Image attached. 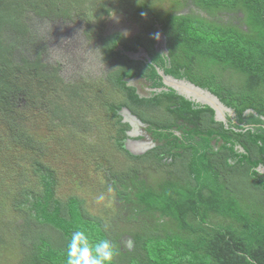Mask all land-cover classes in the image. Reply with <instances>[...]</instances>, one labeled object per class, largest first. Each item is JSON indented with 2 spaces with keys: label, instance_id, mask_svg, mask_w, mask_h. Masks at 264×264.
<instances>
[{
  "label": "trees",
  "instance_id": "16d2710c",
  "mask_svg": "<svg viewBox=\"0 0 264 264\" xmlns=\"http://www.w3.org/2000/svg\"><path fill=\"white\" fill-rule=\"evenodd\" d=\"M166 1L0 0V145L6 148L3 141L10 137L31 142L25 132L31 114L62 122L75 116L66 123L88 131L86 110L98 107L109 114L114 146L131 160L128 171L112 174L122 189H131L127 203L131 200L132 211L142 215L129 226L132 247L117 244L106 220L86 212L83 200L58 197L54 171L35 160L40 190L25 188L12 200L15 211L24 214L22 230L12 229L8 219L0 225L21 237V264H67L76 231L92 244L109 240L111 264H264V0H170L169 6ZM112 11L133 20L138 27L133 36L120 30L103 34L95 21ZM32 16L95 25L91 33L108 66L105 80L120 100L65 82L60 66L43 62L40 53L32 60L15 58L19 47L28 48ZM160 30L169 54L157 48L154 34ZM141 48L149 59L127 55ZM160 70L209 89L233 114L217 120L210 105L172 88L159 90L165 88ZM230 73L245 80L237 82ZM134 78L154 88L150 95L137 93L129 84ZM123 107L148 124L171 163L156 158L148 167L127 154L119 141L130 127L119 114ZM243 180L245 193L238 186ZM52 229L57 243L50 238Z\"/></svg>",
  "mask_w": 264,
  "mask_h": 264
},
{
  "label": "rangeland",
  "instance_id": "374dc122",
  "mask_svg": "<svg viewBox=\"0 0 264 264\" xmlns=\"http://www.w3.org/2000/svg\"><path fill=\"white\" fill-rule=\"evenodd\" d=\"M170 4L171 1L167 0L166 5ZM125 16L126 14L112 11L102 14L95 23L103 34L113 30L134 33L138 29L137 25ZM29 22L32 23L33 31L32 36L24 42L28 48L19 47L15 52V58L32 60L40 53L43 62L60 66V75L65 82H78L87 89L95 88L96 94L99 93L107 100H120L118 92L105 80L108 66L101 61L98 44L91 33L94 32L95 25L90 29L89 23L86 22H70L64 19L39 20L33 16ZM102 25L103 28L100 27ZM85 32H88L87 36ZM228 76L237 82L245 80L244 76L237 73H230ZM99 104L96 102V106ZM32 111L34 109L25 110L22 114H31ZM86 111L85 118L90 128L88 131L79 129V126L77 129L74 128L71 121V124L66 123L75 116L68 117L62 122L58 119L53 121L54 119L51 120V117L44 113L35 117L31 114L28 128L25 130L32 139L31 142L26 144L23 141L20 144V140L12 137L10 142L7 139L3 141L9 144L6 143V148L0 145V158L6 167L5 172L0 171V225L8 219L13 224L12 229L18 232L22 230L24 214L15 211L12 200L26 191L25 188L35 192L40 190L39 176L33 172L37 170L33 166L35 160L54 171L58 178V197L62 198L64 194H84L87 196V209L93 214L94 202L97 203L103 195L98 192L99 189L91 186L87 176L97 172L105 173L108 169L111 173L129 170L128 163H131V160L116 149L111 139L113 129L109 114L98 107ZM1 164L0 159V166ZM245 183L244 180L238 183L244 193L247 189ZM249 194L252 195L251 192ZM11 233L13 235V231ZM49 234L52 242H59V235L55 230L52 229ZM21 245V237H13L0 227V264H21L25 254L19 248Z\"/></svg>",
  "mask_w": 264,
  "mask_h": 264
},
{
  "label": "flooded vegetation",
  "instance_id": "af4514ba",
  "mask_svg": "<svg viewBox=\"0 0 264 264\" xmlns=\"http://www.w3.org/2000/svg\"><path fill=\"white\" fill-rule=\"evenodd\" d=\"M120 32H122V34H124L127 37H131L134 35V33L127 34L125 33L126 31L124 30H120ZM165 44H166L165 37L163 36L162 38L160 36L156 44L157 48L164 50L163 52L165 54H169V51L166 49ZM144 51L147 53V56L142 55L140 58L149 59L148 52L145 49ZM161 71L162 70H160L159 73ZM167 77L178 79L172 75H166V76L162 75L163 83ZM183 79H185L184 82L186 83L192 82L186 78H182L178 80L182 81ZM129 84L134 85L136 87L137 93L141 96L150 95L149 92L152 89H154V88L151 89L148 83L138 78L130 79ZM163 89L167 90L170 88H166V87L159 88V90H163ZM175 91L178 94H181L179 91L177 90ZM181 95H183L189 100L197 102V100H195L194 97L191 95H190L191 97H189V95L185 93ZM228 113H229L228 111H224L225 118ZM119 114L123 117L122 121L129 123L130 125L129 128L124 129L125 134L120 138L119 141L121 142V146L127 152L128 155L141 157V158L133 159L134 161H139L142 164H145V166H148L147 161L150 162L156 161V158H159L162 162H167V163H171L173 161L172 158L167 156V153L164 149L158 148V143L155 142L153 135L150 134L148 130V124L143 123L139 119V117L134 113H132L130 109L127 107H123L121 110H119ZM138 120H140L141 123L138 122ZM143 158H145V160H143ZM141 160H143L144 162H142ZM87 178L91 181V186L99 189L98 192L102 193L103 195V197H100L97 203L94 202L95 204V206H93L95 207L94 215H96L102 220L103 219L106 220V223L109 222L105 225L110 230V232L108 231L109 235L115 239V242L117 244H123L131 248L132 244L134 243V237L131 235L132 231H130L129 229L132 228L129 226L132 223L138 222L142 217L141 214L138 215L137 213H134L132 211L131 200L128 199L130 203H127V198H125L127 196V193H131V189H122L118 183V177L113 176V174L109 169L105 173L97 172V173L89 174ZM71 196H76L79 199L83 200L84 208L87 210L86 212L90 213L91 215L93 214L89 212L87 209L88 201H87V196H85L84 194H70V195L64 194L63 197L60 198L62 201L66 202Z\"/></svg>",
  "mask_w": 264,
  "mask_h": 264
},
{
  "label": "clouds",
  "instance_id": "9594fccd",
  "mask_svg": "<svg viewBox=\"0 0 264 264\" xmlns=\"http://www.w3.org/2000/svg\"><path fill=\"white\" fill-rule=\"evenodd\" d=\"M154 38L159 39L160 34H154ZM113 256L114 249L109 240L92 244L84 232L72 233L68 244L67 264H111Z\"/></svg>",
  "mask_w": 264,
  "mask_h": 264
},
{
  "label": "water",
  "instance_id": "95a60500",
  "mask_svg": "<svg viewBox=\"0 0 264 264\" xmlns=\"http://www.w3.org/2000/svg\"><path fill=\"white\" fill-rule=\"evenodd\" d=\"M160 36L163 38V34L161 30L159 31ZM127 55L131 58H140L142 55L147 56V53L144 51V49H141L140 52L132 53L129 52ZM162 75L166 76L163 71L160 72ZM185 79L182 81L178 79H174L172 77H167L164 81V85L166 88H172L174 90L179 91L181 94L185 93L189 95V97L193 96L197 102H200L202 104L210 105L212 108L216 110V119L226 121V118L224 116V111H228L230 114H233V110L229 107H227L220 98L212 93L209 89L202 88L196 84L186 83L184 82ZM191 95V96H190ZM136 119V117H135ZM138 122L141 123L140 120Z\"/></svg>",
  "mask_w": 264,
  "mask_h": 264
}]
</instances>
